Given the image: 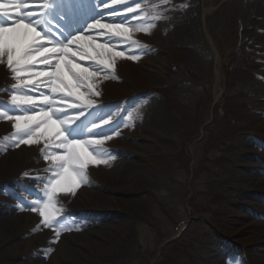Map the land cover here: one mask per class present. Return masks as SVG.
I'll return each mask as SVG.
<instances>
[{"label": "rangeland", "instance_id": "1", "mask_svg": "<svg viewBox=\"0 0 264 264\" xmlns=\"http://www.w3.org/2000/svg\"><path fill=\"white\" fill-rule=\"evenodd\" d=\"M112 3L111 8L105 5L106 12L118 15V8L130 11L134 0ZM135 6L150 18L162 14L145 38V59L136 63L158 79H152L155 85L150 90L127 101L124 129L136 134L120 138L133 143V153L129 157L121 150L112 153L109 175H97L88 192L80 194L79 203L60 212L68 218L67 224L79 230L70 231L74 236L66 238L67 255L59 258V264H150L153 259V264H236L241 257L250 264H264V248L257 241L264 238V210L258 208L264 206V161L258 156L264 151L260 148L264 146V112H257L259 119L250 135L245 129L248 112L240 109L245 100H239L241 93L249 92L254 99L247 102L264 107V71L258 81L246 74L257 68L256 56L264 59V32L254 33L261 40L252 45L245 32L248 0H171L166 8L163 0H143ZM130 15L135 18L139 13ZM188 15L194 21L191 31L181 35L179 50L170 51L171 43L177 41L164 23L174 18L184 24ZM120 104L105 111L112 113L106 118L114 123ZM161 108L168 121L155 135L151 120ZM129 116L133 117L131 127L127 126ZM238 125L241 128L236 129ZM243 139L248 142L246 154L232 146ZM1 142L0 151L5 152L7 141ZM125 160L133 165L121 162ZM20 164L14 159L0 169V264H56L51 259L53 251L46 254L56 245L37 241L38 251L26 253L24 246L18 250L15 242L26 237L22 233L33 231L21 233L19 222L4 220L17 210L16 204L29 203L24 197L30 194L23 184L28 181L24 174L6 184L16 177ZM94 189L103 196L95 197ZM32 193L34 199L43 196L34 189ZM96 203L100 209L94 208ZM116 205L120 208L115 209ZM181 220H190V225L176 240L174 231ZM246 220L254 223L256 242L246 239L242 224ZM166 236L173 240L159 252Z\"/></svg>", "mask_w": 264, "mask_h": 264}, {"label": "snow or ice", "instance_id": "2", "mask_svg": "<svg viewBox=\"0 0 264 264\" xmlns=\"http://www.w3.org/2000/svg\"><path fill=\"white\" fill-rule=\"evenodd\" d=\"M140 3L134 0L130 11L118 8L113 15L105 8L113 7L112 0H0V65L13 81L5 90L9 99L0 101V121L11 122V150L41 145L38 154L46 165L50 161L41 169L47 173L46 182L39 180L42 198L31 204L21 201L18 207L39 216L33 233L53 232L49 244L79 230L60 216L56 198L74 197L88 184L90 167L111 163L112 154L103 145L125 127L107 119L112 113L98 108L94 99L102 83L116 79L117 62L139 63L141 50L148 51L132 35H151L162 14L150 18L135 6ZM169 3L163 0L165 8ZM89 34L96 35L86 39ZM101 37L103 43H97ZM132 125L129 116L127 126ZM52 127L54 134L49 135Z\"/></svg>", "mask_w": 264, "mask_h": 264}, {"label": "bare ground", "instance_id": "3", "mask_svg": "<svg viewBox=\"0 0 264 264\" xmlns=\"http://www.w3.org/2000/svg\"><path fill=\"white\" fill-rule=\"evenodd\" d=\"M248 3L250 6L249 13H248L249 27L247 28L249 32L247 31V29L245 32H246V35L249 36V40L253 43L252 45H256L259 43L261 39H259V36H255L254 33L264 32V0H248ZM113 15H116V14H113ZM191 20H192L191 17L188 15L187 19L185 20L186 22L184 24L179 21H175L174 18H169L167 22L164 23L165 27L169 26V29L174 34V36L172 37L175 38V40L177 41V42L171 43V45L169 46L170 51L171 50L176 51L181 48L179 46L180 44H177V43L180 42V39L182 38L183 35H186L188 32L191 31V28L194 22ZM95 35L96 34H93L92 37ZM133 35H136L135 40H138L137 41L138 44L143 45V46L146 45L147 41L145 40V38H147V35H143L139 33H136ZM133 35H132V39H133ZM100 39H103V37H101ZM132 54L135 55L137 53L133 52ZM141 54L143 55V59H145L146 53L145 51H143V49L141 50ZM143 59H141L140 61H142ZM255 62H257L256 63L257 68H255L254 66L255 69H248L247 70L248 72L246 71V74L251 79L253 78L258 81L259 79L262 78L261 72L264 71L262 69V65L264 64V59L262 56L258 55L255 58ZM115 74H116L115 80H109L100 85V89H99L100 95L98 99H94V103L97 104L98 108L103 109L104 112L107 109L111 108L109 107L108 102L113 103L110 105L112 107H114L113 105L115 103H121L120 107L118 108V111L116 112L114 116V120L120 121L121 123H123L124 116L127 113V101L130 98H133L134 96L144 94L145 92L150 90L155 85L152 79H158V78L152 77L149 73L145 72V69L143 70L141 68V65H137L132 60H125V61L117 62ZM127 83L130 84V87L126 85ZM12 84H13V81L9 80V74L6 72L5 67L0 65V101L6 102L9 99V95L6 94L5 90L6 88L10 89V86ZM250 99H254V96L249 94V92L244 91L243 93L239 95V100H245L244 102L245 104L241 105L240 109L248 112L247 116L250 118L249 125L246 126L245 129L247 131L249 130L250 131L249 134L252 135L255 129V126H253V123L259 119L257 112H260V111L264 112V107H262L261 104L250 105V103L247 102ZM251 109L254 113H251L252 112ZM167 121H168V118L163 108L155 111V115L153 116L151 120L152 132H154L155 135H158L159 132H161L160 130L162 129L163 125ZM235 128L237 129L241 127L238 125ZM242 128H244V125L242 126ZM54 131H55V128L52 127L48 130V134L52 135L54 134ZM11 133H12L11 122L0 121V139L3 140L4 137H8L5 148H3L5 150L4 152L5 154L0 156V169H3L4 167H8V164L10 162H12L14 159H17V161L21 163L20 169L17 172L18 176L24 174L28 178V181L24 182L23 184L30 190L29 192L30 194L24 197L25 199H27L28 197L27 201H29L30 204L34 200L38 203L39 198H36V199L32 198L33 196L32 189H34V191L37 190L40 193H43L42 192L43 184H41L39 180H44L46 182L47 173L44 171H41V169H45L49 167L50 161H49V165H46L42 157L38 154L41 145H36L33 147L21 146L15 150H11V145H12ZM135 134H136L135 132L131 131L128 128H125L124 131L120 132V135L118 138H115V139H112L111 141L106 142L103 145V148L107 150L108 152H110L111 154L114 152H117L118 150L127 152V153H123V156L129 157L130 154L133 153L132 149H134L133 148L134 145L130 140L128 139L123 140L120 137L122 135L124 136V138H131L135 136ZM98 138H103V137H98ZM1 140H0V147L4 145V142H1ZM246 143H248L247 140L243 139V140H240L239 142L232 143V146L234 148L237 147L235 149L239 151L240 153L246 154L248 151V147ZM53 151H56V150L53 149ZM261 159L264 160V153L261 154ZM112 161L113 163L117 162L115 157H112ZM238 161L239 159H233V162L238 163ZM121 162L129 163L128 167L133 165V162L129 160H125ZM239 163L240 165H242L240 161ZM259 166L260 165L258 164L256 167L259 169ZM246 167H248V165H246ZM109 173L110 171L108 170V166H100L96 168L90 167L87 170L88 184L80 188L74 197L73 196H58L56 198L58 207H60L61 210L70 211V209L72 208V204L79 203L78 198L80 194L84 192H88V190L90 189L89 186L92 187L97 175H103V174L109 175ZM244 174L248 175L247 173H244ZM32 178H38V179L34 180ZM249 182H250V179H249ZM255 183H257L256 180H255ZM92 193L97 198H100L103 196L102 192L97 189H94ZM0 197H3V195H0ZM115 200L116 202H121L119 198H115ZM18 204L15 205L17 210L13 211V214L11 215V217L10 218L7 217L4 220L11 219V220H14V222H19V225L21 226V233L22 231H25V229H30L32 231L34 228H36L39 222V216L30 210H25L22 212L19 211ZM94 208L100 209L101 206L100 204L96 203ZM114 208L118 209L120 207L116 205ZM258 208L264 209V206H258ZM65 215H69V213ZM242 224L244 225V230H245L244 232L248 235L246 239L251 240L252 242H256V241H253L254 240L253 234H252V227L254 225L253 221L246 220ZM9 228L10 229L7 235L8 237H10V232H12V229H11L12 226H10ZM262 230L264 232V227ZM232 232H235V230H232ZM53 235H54L53 232L50 230H42L39 232L28 233V234L26 232H23L22 236H26V237L19 238L18 241L15 242L16 248L19 250L21 246H24V248L27 250L26 253L38 251L37 241H46L47 244H49V240L53 238ZM69 236H74V235L71 232H66L60 237V242L58 244H49L50 247L53 245H56V248L51 254V259L52 258L55 259L56 264H59L60 262L59 258L61 256L67 255V248H66L65 242H66V238H68ZM263 236H264V233H263ZM257 241H259V243H261V246H263L264 248V238L260 237ZM239 263L244 264L243 262H240V261ZM25 264H38V263H35L34 261H29V263H25Z\"/></svg>", "mask_w": 264, "mask_h": 264}]
</instances>
